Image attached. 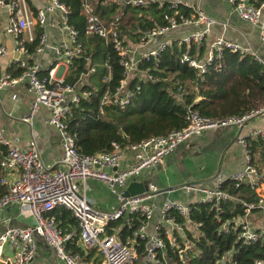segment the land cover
<instances>
[{"label": "built area", "instance_id": "1", "mask_svg": "<svg viewBox=\"0 0 264 264\" xmlns=\"http://www.w3.org/2000/svg\"><path fill=\"white\" fill-rule=\"evenodd\" d=\"M98 0H79L80 15L84 19L83 36L96 38L114 52L122 70V81L114 90L112 98L107 94L101 104H114L120 108L127 105L131 92L127 83L132 78H142L138 69L141 62H156L165 49H183L178 63L203 75L214 60L224 52L249 54L260 64L264 74V60L235 41L226 39L224 34L230 29L227 21H217L208 17L196 5L199 0H100L99 6L114 5L118 16L109 21L101 20L93 14V3ZM195 5H192V2ZM225 3L230 13L242 24L255 29L259 44L264 47V0H217ZM160 8L166 6L171 14L163 15V25L146 29L133 38L135 31L123 30L122 20L128 15L124 9ZM179 7L191 13L186 17ZM0 10L4 12V34L13 42L11 65L20 69L18 76L12 77L0 69V92L26 85L30 95L28 113L19 122L31 127L35 113L41 108L48 112L47 124L59 138L61 157L55 168L45 166L38 154L36 142L29 139L24 148L15 146L3 135L0 126V147L5 149L0 158V186L6 188L0 197V212L10 206L28 215L29 224L22 228L6 226L0 233V264H32L37 251L36 240H41L52 252L55 264H173L166 257L165 248L175 251L177 240L184 242L183 252L194 256L192 244L187 243L186 226L193 236L199 224L188 219L189 205L166 200L160 205L152 227V207L147 201L155 199L159 190L147 184L141 195L125 197L123 192L128 183L144 171L154 168L164 157L179 146L204 131L234 128L242 130L252 119L264 114V106L250 110L241 116H226L210 119L186 109L185 126L164 136L151 137L138 144L120 147L110 144V150L90 156L77 153L74 138L67 131L66 121L70 108L87 98L81 92V81L73 85L65 84L61 76L54 75L50 68L42 76L35 56L47 49L52 65L68 69L73 59L83 58V49L78 33L69 24L68 8L59 0H0ZM220 33L212 36L214 28ZM52 28L58 36L56 45L46 47V29ZM40 33L35 35V30ZM131 36H130V35ZM37 38L32 52L27 45ZM7 54L0 44V59ZM93 72V68L90 69ZM66 73V71H65ZM64 73V75H65ZM88 73L86 69L84 77ZM10 100H16L11 93ZM11 118V115H7ZM258 142L257 154L264 158V131L245 129L236 138L242 151L241 169L228 180V185L220 178L214 179L213 186L186 184L180 190L199 196L197 203H208L219 211L221 204L230 203L240 207L242 215L231 221L218 222L217 235H232L236 242L248 247L256 243L264 244V191L258 190L264 184V160L258 161L250 144ZM130 155L128 164L119 169L123 154ZM14 172L10 181L2 178V173ZM96 181L106 186L115 198V206L101 210L94 206L86 194L87 181ZM241 188L256 195L252 201H245ZM63 209L70 213L76 228L62 227L49 213ZM176 215L184 220L176 222ZM240 220L236 226L235 221ZM119 224L118 232L110 225ZM125 229L128 234L120 239L119 233ZM110 230V231H108ZM78 248L80 252L72 251ZM236 253V252H235ZM219 264H240L233 252H228ZM248 264H264V258H257Z\"/></svg>", "mask_w": 264, "mask_h": 264}, {"label": "trees", "instance_id": "2", "mask_svg": "<svg viewBox=\"0 0 264 264\" xmlns=\"http://www.w3.org/2000/svg\"><path fill=\"white\" fill-rule=\"evenodd\" d=\"M69 11L68 21L78 33L83 49V58L73 59L68 66L65 84L73 85L81 81L80 90L88 94L87 98L70 108L67 131L74 138L78 154L90 156L110 150V144L120 147L138 144L151 137L164 136L185 126L186 109L197 112L200 116L216 119L226 116H241L244 113L264 106V74L260 64L251 55L224 52L220 59L214 60L203 75L178 63L183 49L171 47L161 52L156 62L138 64L142 78H132L127 83L131 98L123 108L114 104H101L107 94L111 99L114 90L122 81V70L117 58L109 46L96 38L83 36L84 19L80 15L79 0H59ZM95 1V0H93ZM100 0L93 3V14L99 19L109 21L119 15L116 6H99ZM184 16L191 11L179 7ZM135 20L133 38L141 31L163 25V15L172 11L166 6L157 8L124 9L120 12ZM136 28V29H134ZM35 35L40 30H35ZM37 38L27 45L32 52ZM93 68V72L90 69ZM7 70L12 77L18 76L20 69ZM88 73L84 76V72ZM43 74H41L42 76ZM254 155L258 151V142L250 144ZM5 149L0 147V158ZM259 162L264 160L259 154ZM228 185L225 182L223 186ZM6 188L0 186V197ZM245 201H252L256 195L245 188L239 190ZM188 219L199 224L195 236L187 233V243L192 244L194 256L181 252L184 242L177 240L175 251L165 248L167 259L173 264H219L228 253L233 252L240 264H248L257 258H264V244L256 243L245 247L236 242L232 235H217L218 222L231 221L242 215L238 205L225 203L215 210L211 204L195 203L189 205ZM173 214V213H172ZM174 215V214H173ZM62 227L76 228V223L69 212L55 209L49 213ZM176 222L184 220L176 215ZM115 226L110 225V228ZM110 231V230H108ZM128 234L125 229L119 233L120 239ZM72 251L80 252L78 248ZM236 252V253H235Z\"/></svg>", "mask_w": 264, "mask_h": 264}, {"label": "crops", "instance_id": "3", "mask_svg": "<svg viewBox=\"0 0 264 264\" xmlns=\"http://www.w3.org/2000/svg\"><path fill=\"white\" fill-rule=\"evenodd\" d=\"M192 5H195L194 1ZM196 6L212 19L227 21L230 29L225 32L224 37L249 48L264 60V47L259 44L255 29L239 22L230 13L227 4L217 0H199ZM4 23L5 15L0 10V44L7 49V54L0 59V69L9 74L7 70L16 69V67L11 65V58L14 57L12 54L13 42L10 37L4 34ZM219 33L220 30L216 27L212 31V36ZM46 34V47L56 45L58 36L55 31L52 28H47ZM35 59L41 68L40 74H44L48 69L53 68L56 77L61 76L63 78L64 76L63 79H65V71L67 72V70L60 68L59 65L53 67L51 55L47 49L44 53L35 56ZM11 93L16 95V100H10L9 95ZM29 102L30 95L27 93V87L24 84L12 90L0 92V126L3 129V135L20 148H24L29 139L34 140L42 163L47 167L55 168V164L61 157V146L56 131L47 124L48 112L41 108L33 118L30 128L19 122V118L28 113ZM8 114L11 115V118L7 117ZM245 129L264 131V114L249 121ZM245 129L228 128L204 131L164 157L154 168L144 170L134 180L137 184H142L144 190H146L147 184H152L161 193L155 199L146 202L153 210V218L149 222V228L156 220L160 205L166 200L187 205L197 203L199 196L183 192L180 190L181 186L186 184L213 186L215 178L227 182L234 173L241 169L242 151L236 144V138L242 136ZM129 157L128 152L123 154L119 169L128 164ZM3 177L10 181L14 178V172L2 173ZM263 191L264 184L258 190V194ZM86 194L93 201L94 206L101 210H110L116 204L115 198L109 194L106 186L102 183L87 181ZM28 224V215L20 212L17 206H10L0 212V233L6 226L22 228ZM113 228L118 232L120 225L116 224ZM36 245L37 251L32 264H55L52 252L45 244L37 239Z\"/></svg>", "mask_w": 264, "mask_h": 264}, {"label": "water", "instance_id": "4", "mask_svg": "<svg viewBox=\"0 0 264 264\" xmlns=\"http://www.w3.org/2000/svg\"><path fill=\"white\" fill-rule=\"evenodd\" d=\"M85 74V72H84ZM144 192L143 185L137 184L136 182L132 181L130 182L127 187L125 188L123 195L125 197H133L141 195ZM236 226L240 225V220L235 221L234 223Z\"/></svg>", "mask_w": 264, "mask_h": 264}, {"label": "rangeland", "instance_id": "5", "mask_svg": "<svg viewBox=\"0 0 264 264\" xmlns=\"http://www.w3.org/2000/svg\"><path fill=\"white\" fill-rule=\"evenodd\" d=\"M135 25V20H133L131 17L129 16H126L123 18L122 20V28L123 30H127L129 32H133V26ZM136 29V28H134ZM39 112V111H38ZM36 112L35 115L38 113ZM35 117V116H34ZM32 123H33V120H32ZM13 225V224H12ZM184 229L187 233H189L190 235H192V230L191 229H188L186 226H184ZM193 237H196L195 234L193 235ZM194 253V251H193Z\"/></svg>", "mask_w": 264, "mask_h": 264}]
</instances>
